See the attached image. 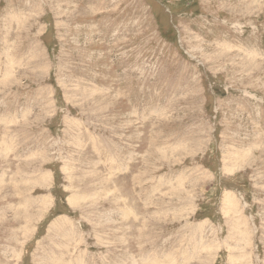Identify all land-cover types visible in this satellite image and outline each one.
Instances as JSON below:
<instances>
[{"label":"rangeland","instance_id":"1","mask_svg":"<svg viewBox=\"0 0 264 264\" xmlns=\"http://www.w3.org/2000/svg\"><path fill=\"white\" fill-rule=\"evenodd\" d=\"M0 264H264V0H0Z\"/></svg>","mask_w":264,"mask_h":264}]
</instances>
